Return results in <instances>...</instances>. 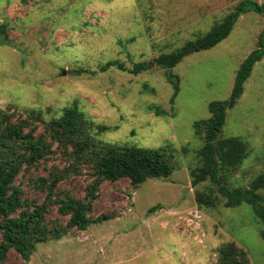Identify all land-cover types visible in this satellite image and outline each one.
I'll return each instance as SVG.
<instances>
[{"label": "rangeland", "instance_id": "1", "mask_svg": "<svg viewBox=\"0 0 264 264\" xmlns=\"http://www.w3.org/2000/svg\"><path fill=\"white\" fill-rule=\"evenodd\" d=\"M239 1L0 0V21L11 41L0 43V114L25 118L42 133L50 120L74 107L86 122L78 143L165 147L173 170L166 179L146 178L137 185L125 178L99 181L87 216L107 218L90 219L83 230L51 206L46 221L58 225L61 235L34 239L27 257L11 249L0 264H217L225 244L244 252L243 264H264L261 218L245 203L225 207L214 185H192L190 176L200 165L202 145L193 123L208 117L209 102L228 98L240 64L264 37V15L241 14L225 39L171 68L179 77L173 103L166 69L154 61L209 31ZM137 62L151 64L130 73ZM158 108L165 114L156 113ZM221 135L248 142V156L228 180L248 187L264 171V55L226 111ZM52 149L17 175L23 197L42 202L45 192L35 181L63 174L55 187L58 197L88 200L96 176L86 156L78 158L76 144ZM208 191L218 203L199 207L195 194Z\"/></svg>", "mask_w": 264, "mask_h": 264}, {"label": "trees", "instance_id": "2", "mask_svg": "<svg viewBox=\"0 0 264 264\" xmlns=\"http://www.w3.org/2000/svg\"><path fill=\"white\" fill-rule=\"evenodd\" d=\"M248 11L264 15V2L249 0L239 1L234 10L214 23L209 31L193 40L186 41L170 53H161L155 63L166 69V79L172 87L170 102L179 91V77L170 72L185 56L207 50L225 39L238 17ZM0 43L11 45L7 34V26L0 21ZM253 49L240 64L234 77L231 92L224 100L208 103V117L193 123L194 133L200 137L202 145L199 149L200 165L190 170L192 185L208 180L214 185L217 193L224 199L225 207H234L242 203L252 208L253 214L264 222V171L259 173L248 187L229 185L231 173L240 166L250 151L246 139L238 136L223 137L221 128L224 124L226 111L232 108L243 92V84L250 76L253 66L264 55V37L257 39ZM150 62H137L128 71L140 73L150 67ZM120 68L122 65L118 64ZM156 113L165 114L163 109ZM85 120L74 107H68L58 118L50 120L42 133H35L27 119L12 121L10 116L0 114V127H3V140L0 139V262H3L9 250L14 249L27 257L32 241H44L48 235L59 237L61 229L58 225H49L46 215L50 207L57 205L60 213L69 215V223L84 229L92 219L93 223L106 220L107 215L90 218L87 212L95 199L93 190L99 181H118L125 178L132 185H137L146 178H168L172 173L167 163L165 147L146 148L132 145L94 142L85 140L78 143L85 129ZM98 126V131L105 129ZM76 144L78 158L86 156L95 183L90 187L91 197L88 200L71 199L68 196L59 198L55 187L63 174L39 177L35 181L38 191L45 192L42 202L24 198L23 190L14 181L17 175L37 165L46 156L53 153L52 146ZM171 150V148L169 149ZM226 176L223 181L221 175ZM49 181V182H48ZM195 199L199 207L216 205L218 197L213 191L197 192ZM264 239V230L261 232ZM233 244H225L218 249L217 264H243L240 256L244 253Z\"/></svg>", "mask_w": 264, "mask_h": 264}]
</instances>
